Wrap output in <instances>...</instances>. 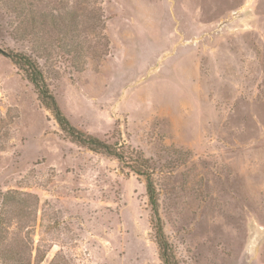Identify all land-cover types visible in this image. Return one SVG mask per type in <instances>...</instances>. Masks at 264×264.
<instances>
[{
  "label": "rangeland",
  "instance_id": "1",
  "mask_svg": "<svg viewBox=\"0 0 264 264\" xmlns=\"http://www.w3.org/2000/svg\"><path fill=\"white\" fill-rule=\"evenodd\" d=\"M264 264V0H0V264Z\"/></svg>",
  "mask_w": 264,
  "mask_h": 264
},
{
  "label": "trees",
  "instance_id": "2",
  "mask_svg": "<svg viewBox=\"0 0 264 264\" xmlns=\"http://www.w3.org/2000/svg\"><path fill=\"white\" fill-rule=\"evenodd\" d=\"M8 56L25 72L27 78L36 88L41 102L53 113L61 129L72 141L94 151L116 157L120 161H127L133 171L145 178L149 205L152 212L151 224L155 232L160 258L163 264H179L164 230L163 220L159 211L158 191L153 179V171L149 160L141 155L134 157L122 148L121 145H113L97 136L85 133L76 128L63 113L45 80L38 62L24 54L17 53Z\"/></svg>",
  "mask_w": 264,
  "mask_h": 264
}]
</instances>
